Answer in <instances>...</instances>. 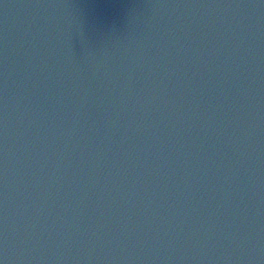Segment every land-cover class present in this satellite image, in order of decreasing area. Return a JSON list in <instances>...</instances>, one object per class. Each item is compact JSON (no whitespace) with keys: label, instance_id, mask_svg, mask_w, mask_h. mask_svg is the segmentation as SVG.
<instances>
[{"label":"water","instance_id":"95a60500","mask_svg":"<svg viewBox=\"0 0 264 264\" xmlns=\"http://www.w3.org/2000/svg\"><path fill=\"white\" fill-rule=\"evenodd\" d=\"M0 264H264V0H0Z\"/></svg>","mask_w":264,"mask_h":264}]
</instances>
